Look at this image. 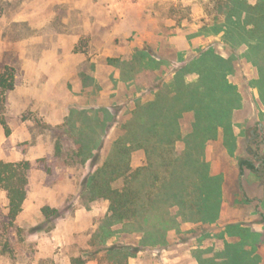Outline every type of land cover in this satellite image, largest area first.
<instances>
[{
	"label": "rangeland",
	"instance_id": "1",
	"mask_svg": "<svg viewBox=\"0 0 264 264\" xmlns=\"http://www.w3.org/2000/svg\"><path fill=\"white\" fill-rule=\"evenodd\" d=\"M230 2L0 0V76L7 65L16 74L15 89L0 105L11 130L7 136L0 122V160L32 166L28 205L13 221L0 190V264H235L229 244L239 243L240 229L248 250L264 258V185L240 167L252 159L264 169V43L251 46L237 31L226 34ZM209 48L230 61L228 81L240 95L230 136L220 128L202 151L220 187L218 216L207 220L171 204L170 186L178 184L164 179L152 189L149 178L147 212L111 221L109 201L81 192L96 169L93 153L102 144V163L137 104L155 100L176 70ZM194 121L191 111L179 118L184 138ZM185 149V140L177 141V152ZM146 163L144 150H136L133 168ZM42 185L59 203L48 205L61 213L51 222L31 201ZM114 246L121 250L108 254Z\"/></svg>",
	"mask_w": 264,
	"mask_h": 264
},
{
	"label": "trees",
	"instance_id": "2",
	"mask_svg": "<svg viewBox=\"0 0 264 264\" xmlns=\"http://www.w3.org/2000/svg\"><path fill=\"white\" fill-rule=\"evenodd\" d=\"M226 9V34L237 31L251 46L264 43V0H257L255 4L231 0ZM229 62L213 48L201 50L176 70L174 78L164 88H159L155 100L138 103L132 118L123 125V136L114 142L102 163V144L97 146L91 157L96 169L84 179L82 195L91 201H109V219L124 222L147 212L151 194L145 191V187L149 178L153 181L149 185L152 189L164 179L173 180L178 185L170 186L173 188L171 204L189 207L191 212L200 213L204 219L214 220L218 216L221 192L219 183L215 181L217 178L208 174L202 151L209 140L216 139L220 128L224 129L226 136L231 134L232 113L240 104V95L228 81L231 72ZM192 73H196L198 79L189 82L187 75ZM15 85L14 68L7 65L0 76V105ZM186 111L194 113L195 121L193 132L184 138L178 122ZM0 122L9 136L11 130L7 122L2 118ZM179 140L186 142L183 154L176 150ZM139 149L144 150L147 163L134 169L132 156ZM240 167L242 171L249 169L254 172L264 185V169L261 171L252 159H242ZM31 169L27 160H0V190L7 194L11 221L24 209ZM42 214L47 222L61 216L59 209L48 205L42 208ZM235 227L230 225L228 230ZM240 230L239 243L229 244L234 248L232 257L235 264H258L260 257L253 250H248L249 241ZM118 250L121 249L116 246L106 249L108 254ZM133 255L131 251L128 253V256ZM74 263L86 264V261L74 259Z\"/></svg>",
	"mask_w": 264,
	"mask_h": 264
},
{
	"label": "crops",
	"instance_id": "3",
	"mask_svg": "<svg viewBox=\"0 0 264 264\" xmlns=\"http://www.w3.org/2000/svg\"><path fill=\"white\" fill-rule=\"evenodd\" d=\"M29 62H30V60H29ZM15 109H18V108L15 107ZM56 120H57V122L56 121H53V122L58 123L59 119H56ZM39 188H41L42 191H38V189H37V192L35 193L36 194L35 201L33 199H31L32 203L38 208V210H41L42 207L49 205V204L53 207H56V208L59 207V203H57V201H55L52 197H49V191H48L49 188H47L46 185H42ZM30 194H31V192H29V197L25 201V206L28 205V201L30 199ZM258 256L259 257L261 256V258H262L258 264H264L263 255L261 253H259ZM259 260H260V258H259ZM192 264H196V263L193 262Z\"/></svg>",
	"mask_w": 264,
	"mask_h": 264
}]
</instances>
